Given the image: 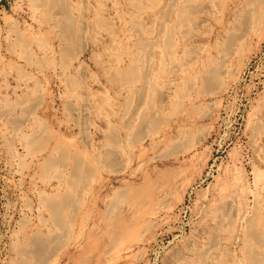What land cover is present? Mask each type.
I'll return each instance as SVG.
<instances>
[{"label":"rangeland","instance_id":"1","mask_svg":"<svg viewBox=\"0 0 264 264\" xmlns=\"http://www.w3.org/2000/svg\"><path fill=\"white\" fill-rule=\"evenodd\" d=\"M183 1L185 2L186 0ZM195 1L192 0V4H196L195 10L198 11L194 12V14H196L193 16L192 21H186L183 24H180L175 20L176 17L174 14L167 16L170 17L169 20L166 19L167 17L163 16L164 12L168 10L171 2L170 0H136V2L135 0H130V2L129 0H64L65 3L68 2L67 5L70 10V15L76 17H73V20L78 26V32H80V35H78L79 38H74L76 40H67L65 39L64 33H62L61 29L56 25V18L54 20L56 10L52 9V11H50L51 9L47 6H43L42 8L36 7V10L34 6V8L32 6L30 7L32 1L29 2L28 0H0V264H18L23 256L19 250L23 251L24 246H26L31 240L30 237H34L38 235V233L39 236H46V239L58 238V246H60L57 248L55 247L51 252V256V253L47 255V260L49 259L47 261L48 263L44 262L42 264H75V258L80 255H83L82 260L88 259L86 264H109L113 259H115L116 262L113 260L111 264H126L125 261L128 262L129 260L130 262H128V264H184V262L185 264H189L190 262H192L190 264H245L246 259L245 261H243V259L246 258L247 248H251V250L253 249L254 252L257 253V256L259 255L258 257L260 259L262 256L261 263L264 264V225L262 224L264 223V218L262 217L264 216V0H258L256 5L254 0ZM179 2H182V0H179ZM207 2H209V4ZM212 2L215 3L213 4ZM260 2L261 5L263 4L262 6H260ZM247 3H249L251 7H248ZM137 4L140 5L138 6ZM32 5L34 4L32 3ZM134 7H138L137 10ZM152 7H154V9ZM198 7H204L205 9H199ZM257 7L260 8L258 9ZM31 8L35 10H32ZM40 9L42 11H40ZM48 10L50 11V14L48 13ZM37 11H39V13H37ZM43 14L46 16V21L44 16V21H41ZM31 15L33 16L31 17ZM99 16L100 19L98 20L97 17L99 18ZM158 16H161V18ZM79 18L83 20L80 21ZM162 18H164L163 22L161 20ZM12 19L15 22H13ZM33 19L36 20L34 21ZM137 19L139 22H137ZM165 19L169 21V23ZM32 20L35 23L32 22ZM244 20H246V22ZM247 20L250 22L248 23ZM253 20L255 22H253ZM134 21L136 23L145 22V24L143 23L144 26L141 25L142 23L139 24V28L138 24ZM165 21L167 23L166 25L163 24ZM84 22H86L88 26L84 24ZM16 23L19 24L16 25ZM195 23L197 26H195ZM235 23L238 24L236 25ZM11 24L16 28L12 26V29ZM83 24L86 25L87 31H85L86 28L83 27ZM184 24L186 26H183ZM79 25H83V28H79ZM238 25L241 26L239 27ZM243 25L246 26V29ZM111 26L112 28H109ZM160 26L164 28L162 29ZM236 26L239 28H236ZM8 27L10 30L12 29L13 32L7 29ZM30 27L31 29H29ZM143 27L145 32H142L144 31ZM166 27L169 32L166 30ZM169 28H171V30L175 29L174 31L172 30L171 33ZM130 29L133 32L129 31ZM236 29H239L241 32L245 29L244 31L246 32L244 33L247 34L245 35L243 33L244 37H242V35L239 36L240 31L238 32ZM7 30L11 33H7ZM14 30L17 31V33L14 32ZM31 30H33V32ZM185 30L190 32L187 33ZM22 32L24 33L23 35H21ZM140 32L144 33L145 36L141 35L142 33ZM230 32L238 33L236 39L237 37L239 38L238 41L236 40V43L232 44L235 47L230 46L231 49H227L230 51L225 49L227 52L223 54L225 51L224 48H226L224 45L227 42L228 36L230 34H233V36L236 35ZM6 34L8 35L6 36ZM16 34H20L18 35L19 39L17 37V39L15 38ZM46 34L47 36L43 37V35L45 36ZM24 35L25 37L29 36V40L28 38L25 39L28 42L30 41L29 44L24 42ZM30 36H36V38H32L31 40ZM39 36L43 37L44 40ZM80 36L84 39H81ZM40 38L42 39L41 42L44 41V44L37 43L36 39L40 42ZM163 38L166 39V41H163ZM187 38L189 39L187 40ZM45 40H48L46 42L49 44H47L48 47L45 46ZM243 40L244 42H242ZM16 41L18 43H16ZM169 41H172L173 43H170ZM20 43H23V46H21L23 47L22 51L26 53L25 49H29L27 52L31 53L32 51H35V55L33 54V56L30 54L32 55L31 57L28 53L21 54L22 51L19 47ZM15 44H17V46ZM27 44L30 45L31 49L30 47L28 48ZM37 44L39 47H36ZM71 44L73 45L72 48ZM151 44L153 46H151ZM81 45H83V47ZM24 46L27 47L24 48ZM172 46H175L176 48H173ZM9 48L14 51H11ZM146 48L149 52L145 50ZM6 49H9L8 51L10 53L12 52V54L10 55ZM69 49L71 51L66 52V50ZM170 49H172V52ZM238 49L239 52H237ZM63 50L65 51L62 52ZM161 50H163V52ZM190 50L195 53H191ZM44 51L46 53L49 52L46 55L44 54ZM120 51L121 53L119 55L118 53ZM15 52L20 54L17 55L16 53L15 57ZM136 52L140 54L139 59H137V63L140 65V73L139 78L133 80L134 82L132 81L133 86L131 83H129L131 84L129 85L123 81L119 74L131 64L133 54L135 56L137 55ZM167 52L171 54H168ZM51 53L54 54L51 55ZM64 53L69 54L66 55ZM231 53H233L232 56H230ZM117 54L118 57H121L118 58ZM25 55L27 56L25 57ZM28 55L31 59H28ZM20 56L21 58L25 57L27 59L23 60L22 58V61H20ZM43 56L44 58L49 57V60H46L45 58V61H48L47 63H44ZM68 56L69 58H74H71L69 61ZM98 56L101 57L99 58ZM171 57H174L175 60ZM221 57L222 59L224 58V60H222ZM35 58L38 59L36 62H40L37 65L41 64V69L39 66H36ZM225 58H229V60L227 59L226 61ZM161 60L162 63L160 62ZM30 61L33 62H31L32 65H30ZM147 61H149V63ZM119 62L121 63L119 64ZM153 62L156 65L153 64ZM171 62H173L172 65H170ZM175 62L177 65L174 64ZM222 62L226 64L221 65ZM65 63L66 66L64 65ZM147 63L148 65L151 64V66L149 65L148 67ZM179 63H181V65H179ZM185 66L187 68H185ZM143 67H145V69ZM151 67L152 69L149 70ZM211 67L212 69L216 67L218 70V76H220L217 77L214 83L215 85H208L207 82H204V79H202L204 78L203 76H206L205 68L210 69ZM159 68L162 69L160 70ZM169 68L172 71H170ZM163 71L165 72L163 73ZM220 71L221 73H219ZM160 72L162 73L160 74ZM148 76L150 77L147 78ZM158 76L159 79L157 78ZM191 76L192 78H190ZM141 77L142 79H140ZM70 79H77L73 82L76 83V81H78L79 83L77 82L75 85ZM161 79H163V81ZM219 81L220 84H218ZM168 83L170 84L168 85L169 87L166 85ZM176 83L178 86H176ZM149 84H151V86H149ZM190 84L192 86L190 88L193 90L187 88ZM163 85H166L167 88L163 87ZM82 86H85L86 88ZM144 86L145 88L143 89ZM148 88H154L156 93L152 91L154 89L148 91ZM157 89L158 91L161 90L162 93L160 92V94H157ZM140 91L143 92L141 93ZM186 91L188 92L187 94L185 93ZM32 92L36 94L32 95ZM89 92L90 94H88ZM182 92L187 96L183 95ZM74 93H76V95ZM139 93L141 95H139ZM149 93L150 95L153 94L152 97L150 96L151 102H148L150 101L147 96ZM130 96L133 99H131ZM155 96L156 98H154ZM142 97L143 100L141 99ZM35 98H37L38 102L37 100L33 101ZM177 98L180 99V102H178L179 99ZM39 99L41 102H39ZM29 108L30 110L28 111ZM67 108L69 109V112ZM139 111H143L144 115L143 113H139ZM131 116H133V120L130 119ZM151 116L157 119H154V121L157 123L158 127L156 124L154 125V123H152L151 125L153 128L150 125L149 127H143L144 129L141 130V133L144 130H146V132H143L140 137H134L137 132V127L139 128V126H141L140 120H143L144 118L150 119L152 118ZM87 117L88 121H86ZM138 118L140 119L139 121ZM77 120L78 122L76 123ZM128 120L129 123L127 122ZM159 121L162 123L160 124ZM43 123L45 124L43 125ZM137 123L139 125H137ZM85 126H88V128H85ZM126 126H129V128ZM37 129L39 130V133H37ZM82 129H84V131H82ZM45 131L46 133H44ZM132 132L135 134L132 135ZM155 133L157 135H155ZM31 134L38 136L40 141L38 140L39 142L37 141V143L46 140L45 138L48 137L50 141L47 139L48 141L46 140V142L49 144V148H47L46 145L44 147L45 149L42 148L41 151L37 150V152L35 151V154L34 149H32L33 147L26 143V139L30 138L32 136ZM110 136L111 139H109ZM58 137L65 138H63V145L64 147H67H65V149L67 150L68 156L87 153V156L90 159L88 158L89 160H86L84 158L85 162H88V166L90 164L94 167L92 168V173L94 174L93 176H91V174L89 179H87L88 183L85 182L72 191L74 197V208L72 211L74 212H72V222L68 224V226L70 225V228L68 227L65 233L55 225L51 218L50 211L45 206L43 199L44 197H52V194L55 195L70 191L67 184L68 182L65 181H67L71 174L70 171H72V164L71 162H65L63 163L65 165L60 164L56 167H50V169H48L49 171L47 170L46 172H41L43 170L41 169L42 165H40L43 164V161L49 156L52 158H56L54 156L60 158V154L55 151V141ZM89 137H92L90 139L93 141L90 140ZM142 138L145 139L143 140ZM177 138H179V140ZM112 139H115L117 142L111 143L114 141ZM141 139L144 142L141 141ZM193 139L195 141H193ZM127 140L129 142H127ZM115 144L117 146H115ZM121 148H124V151ZM52 149H54L53 152ZM142 151H146V154ZM31 152L35 155L33 153L32 155ZM51 152L55 155L52 156ZM109 152H114L115 155L118 154V157L112 153L110 160V158L105 157L106 154L108 156ZM139 154L145 156L139 157ZM138 157L140 159H137ZM150 157L151 160L148 163V158ZM154 159L155 162H153ZM113 161L116 163H113ZM97 167L99 168L96 169ZM163 172L165 173L163 174ZM167 174H169V176H167ZM178 174H181L180 177ZM175 180L177 181L175 182ZM124 182L125 184H123ZM150 183H152V185ZM173 183L177 184V188ZM220 183L221 185L218 186ZM154 184H159V186L157 187ZM145 185L146 187H144ZM150 185L151 188H154V190L152 188L151 191L153 196L151 200H149L146 195L143 196V199L139 200V202L130 201V198H128L129 200L125 198L129 195L127 193L130 192L131 188L132 194L130 192L129 197L131 195L135 197L138 191L134 192L135 190L133 191V189L136 187L141 189L142 187V189L148 191ZM82 186L83 189L81 188ZM171 186L172 188H169ZM213 186L218 188L215 189ZM162 187L163 189H161ZM79 188L81 190H79ZM126 188L127 192H125ZM122 189L123 191L125 189V191L123 192ZM212 189H215L216 193ZM119 190H121L119 194L125 193V197H122L123 195H117ZM232 193L235 196L231 195ZM78 196L80 199H78ZM220 196H223L225 200H222L223 198L221 199ZM229 196L231 199H228ZM232 196L235 198L233 199ZM236 197L238 199H236ZM210 199H212L213 202L216 199L215 203ZM125 200L126 202H124ZM221 200L224 204L227 200L228 202L226 203L228 204L224 205L222 203L220 205ZM232 200H235L238 206ZM129 201L132 203L130 204ZM218 201L219 203L215 205ZM113 202L119 204L116 205V207H113V205H115ZM139 203L142 204L140 205ZM211 203L213 206H211ZM226 206H230V209ZM235 206H237V211L234 208ZM210 207L212 209L218 208L221 212L212 209L210 210ZM105 208H108L109 211ZM136 208L143 211L145 216L144 219L148 216L145 221L143 219V223H147L148 225L151 224V227H148L145 224L147 226L145 228L143 223H136V226L134 225L136 228L138 227V230L143 228L138 232L139 235L135 232V234L139 236L138 242H136L137 239H131L133 236L129 237L130 235L128 236L130 240L127 238L129 242L124 237V239L121 240L119 237L122 236L119 235V233H115L114 238L117 237V239H120L121 241L117 240L116 242H113L112 239L109 240L110 234L114 233L116 227L114 228L113 226V229L111 227L108 229L107 225H104L105 220L101 217L104 212L110 213L111 218L115 217L117 220H113L116 223L121 221V219L123 220L125 217H130ZM226 208L228 209L227 212L225 211ZM229 210L232 212L235 210L234 212H237L238 215L234 212L231 213ZM258 210L262 211V213L260 211L261 215L258 214ZM83 211L84 213L90 212L86 215ZM112 211L114 212L112 213ZM92 212H95V216ZM115 212L117 215L114 214ZM225 213H228V216L225 215ZM99 214L102 215L100 216ZM213 214L214 216H210ZM217 214L219 215L218 219ZM232 214L235 216L237 215V218ZM251 214L253 216L254 214L256 215L253 217ZM76 216H80L78 221ZM86 216L88 218H86ZM232 216L235 220L230 219ZM256 216H259V218ZM252 217L255 218V220H253ZM250 219L251 221H249ZM150 220L152 222H150ZM80 221L86 222L82 223ZM253 221L258 223L257 228L256 226L251 225H254ZM224 222L225 225L228 224L229 228L224 225ZM71 224H74L73 226L77 225V227H71ZM99 224L102 228L99 227ZM248 224H250V226ZM95 226L96 228H93ZM251 226L256 228V230L254 228L255 231H259V233L263 232V235L260 233L262 236L261 238H258L260 235L256 234ZM250 227L253 231H250L251 229L248 231V228ZM230 228L232 230L235 228L234 232L230 230ZM262 228L263 230L261 231L260 229ZM94 229L99 230L100 232ZM220 229L222 231H220ZM102 232H104V234ZM246 232H252V234L256 235V240H258L257 245L255 243L257 241L252 238L253 235ZM35 233L37 234L35 235ZM87 233H92L90 236L95 239L96 247H93L92 249L90 248V251L88 250L86 253H82L87 241L85 237H89ZM69 234L71 235L69 236ZM245 235L250 239L247 237V240ZM60 236H63L64 239ZM212 236L218 237L213 240L214 237ZM76 237H78L77 239L79 241L75 240ZM211 238L213 245L211 244L212 241H210ZM132 240H134L136 244ZM250 240L254 243H251ZM62 241H64L65 245ZM77 242H79V244ZM120 242L123 243L121 244ZM116 243L119 244L116 246ZM130 243H134L132 247ZM247 243L252 245L248 247ZM120 244H124L125 247L122 246V249L119 248V250L117 248L119 246L121 247ZM246 244L247 247H244ZM127 246L131 251L126 248ZM106 247L110 250V253L105 251L107 250L105 249ZM114 247L118 252L125 249L122 254L119 253L120 255H118V252L116 251L118 258L120 259L121 256L122 260L119 261V259L116 258V253L113 252V250L115 251ZM77 248L78 251H76ZM210 249L211 251H209ZM131 254L132 258L134 256V258L137 259L135 260L133 258L134 260H132L130 257L126 260V256L129 257ZM222 254L224 256H222Z\"/></svg>","mask_w":264,"mask_h":264},{"label":"bare ground","instance_id":"2","mask_svg":"<svg viewBox=\"0 0 264 264\" xmlns=\"http://www.w3.org/2000/svg\"><path fill=\"white\" fill-rule=\"evenodd\" d=\"M29 2L30 1H32L31 2V4H30V7L32 6H34L35 7V9H36V7L37 8H42L43 6H47V7H49L51 10L50 11H52V9H54V10H56V12H55V16H54V20H55V18H56V25H57V27L58 28H60L61 29V32L62 33H64V36H65V39H74V38H76L77 39V37L79 38V36L78 35H80L79 33L80 32H78V26H77V24H76V22L73 20V17L70 15V10H69V7H68V5H67V3L68 2H64V0H28ZM66 1V0H65ZM68 1V0H67ZM171 2H170V4H169V7L168 6H166V7H168V10L166 11V12H164V14H163V16L164 17H167V16H169L170 14H174L175 15V17H176V19L175 20H177L178 21V23H180V24H183L184 22H186V21H188V22H190V21H192V18H193V16H195V14H194V12H197L198 10H195V5L196 4H192L193 2H192V0H186L185 2L182 0V2H179V0H170ZM195 1V0H194ZM129 2H130V0H129ZM135 2H136V0H135ZM158 2V1H157ZM161 2V1H160ZM196 2V1H195ZM252 2V1H251ZM254 2H256L255 3V5L258 3V0H254ZM32 3L34 4V5H32ZM97 3V2H96ZM134 3V2H133ZM137 3H138V1H137ZM159 3V2H158ZM208 4H209V2H207ZM213 3V2H212ZM215 3V2H214ZM213 3V4H214ZM249 3H250V1H249ZM249 3H247V5H248V7L250 6L249 5ZM253 3V2H252ZM100 4V3H99ZM103 4V3H102ZM123 4H124V2H123ZM132 4V3H131ZM263 4H264V2H263ZM262 4V5H263ZM127 5V4H126ZM133 5V4H132ZM138 5V4H137ZM140 5V4H139ZM138 5V6H139ZM150 5H151V2H150ZM254 5V4H253ZM261 5V2H260V6H262ZM99 6V5H98ZM136 6V5H135ZM143 6V5H142ZM155 6H157V5H155ZM154 6V7H155ZM219 6V5H218ZM28 7V6H27ZM29 7V8H30ZM33 7V8H34ZM117 7V6H116ZM154 7H152L153 9H154ZM214 7H216V6H214ZM251 7V6H250ZM255 7V6H254ZM132 8V7H131ZM134 8H136V10H137V8L138 7H134ZM143 8V7H142ZM146 8V7H145ZM199 8V7H198ZM204 8V7H203ZM203 8H199V9H203ZM209 8V7H208ZM258 8V7H257ZM260 8V7H259ZM258 8V9H259ZM32 9V8H31ZM35 9H32V10H35ZM45 9V8H44ZM44 9H43V11H44ZM72 9V8H71ZM74 9V8H73ZM101 9H103V8H101ZM119 9V8H118ZM148 9V8H147ZM205 9V8H204ZM216 9V8H215ZM253 9H255V8H253ZM252 9V11L254 12V10ZM257 9V10H258ZM37 10V9H36ZM74 10H76V9H74ZM80 10V9H79ZM85 10V9H84ZM206 10H207V8H206ZM243 10V9H242ZM40 11H42L41 9H40ZM49 11V10H48ZM50 11L48 12L49 14H50ZM82 11V10H81ZM140 11V10H139ZM138 11V12H139ZM154 11V10H153ZM203 11V10H202ZM32 12H34V11H32ZM45 12V11H44ZM43 12V13H44ZM76 12V11H75ZM77 12H78V10H77ZM84 12V11H83ZM137 12V13H138ZM157 12V11H156ZM199 12H201V11H199ZM251 12V11H250ZM249 12V13H250ZM252 12V13H253ZM37 13H39V11H37ZM42 13V12H41ZM47 13V12H46ZM73 13V12H72ZM85 13V12H84ZM83 13V14H84ZM136 13V14H137ZM140 13V12H139ZM202 13V12H201ZM206 13H208V12H206ZM210 13V12H209ZM51 14H52V12H51ZM152 14V13H151ZM199 14V13H198ZM251 14V13H250ZM153 15V14H152ZM245 15V14H244ZM33 15H31V17H32ZM43 16H44V19H45V21H46V16H45V14H43L42 15V20L41 21H44V19H43ZM82 16V15H81ZM97 16H98V14H97ZM256 16V15H255ZM254 16V17H255ZM29 17V16H28ZM28 17H26V18H28ZM37 17V16H36ZM41 17V16H40ZM39 17V18H40ZM52 17V16H51ZM78 17H80V16H78ZM156 17V16H155ZM158 17H160L161 18V16H158ZM240 17V16H239ZM242 17V16H241ZM39 18H38V20H39ZM50 18V17H49ZM74 18H76V17H74ZM82 18V17H81ZM169 18L170 17H167L166 19L167 20H169ZM238 18V17H237ZM260 18V17H259ZM262 18V17H261ZM51 19V18H50ZM80 19V18H79ZM97 19L99 20L100 19V16H99V18L97 17ZM159 19V18H158ZM165 19V20H166ZM239 19V18H238ZM13 20V19H12ZM16 20V19H15ZM18 20V19H17ZM34 20V19H33ZM32 20V22H34ZM48 20V19H47ZM83 19H80V21H82ZM87 20V19H86ZM160 20V19H159ZM162 20V22H163V20H164V18H162L161 19ZM166 20V21H167ZM256 20V19H255ZM11 21V20H10ZM49 21V20H48ZM79 21V20H78ZM77 21V22H78ZM88 21V20H87ZM136 21V20H135ZM134 21V22H135ZM166 21H165V23H163V24H167L166 23ZM203 21V20H202ZM234 21H237V20H234ZM245 22H246V20H244ZM13 22H15L14 20H13ZM19 22V21H18ZM89 22V21H88ZM100 22V21H99ZM137 22H139V20L137 19ZM158 22V21H157ZM168 23H169V21H167ZM193 22H194V20H193ZM198 22V21H197ZM247 22H248V20H247ZM250 22V21H249ZM248 22V23H249ZM253 22H255L254 20H253ZM258 22V21H257ZM35 23V22H34ZM50 23H52V22H50ZM82 23V22H81ZM136 23V22H135ZM142 23V24H141ZM145 24V22H140V23H136V24H138V26H139V24H141V25H143L144 26V24ZM174 23V22H173ZM177 23V24H178ZM15 24V23H14ZM19 24V23H18ZM17 23H16V25H18ZM22 24V23H21ZM38 24V23H37ZM80 24V23H79ZM84 24H86V22H84ZM83 24V25H84ZM100 24H101V22H100ZM135 24V25H136ZM154 24H155V22H154ZM175 24V23H174ZM191 24V23H190ZM196 24V23H195ZM202 24V23H201ZM236 24V23H235ZM238 24V23H237ZM236 24V25H237ZM243 24H244V22H243ZM247 24V23H246ZM252 24V23H251ZM257 24V23H256ZM23 25V24H22ZM33 25V24H32ZM42 25V24H41ZM83 25H79L80 27L79 28H81ZM87 25V24H86ZM86 25H84L83 27H85L86 28ZM127 25H128V23H127ZM134 25V26H135ZM161 25H162V23H161ZM172 25V24H171ZM171 25H170V27H171ZM232 25V24H231ZM10 26V25H9ZM12 26L13 27H15L13 24H11V28H12ZM88 26V25H87ZM155 26V25H154ZM153 26V27H154ZM173 26V25H172ZM183 26H186L185 24L183 25ZM195 26H197V24L195 25ZM239 27L241 26V25H238ZM238 26H236V28L238 27ZM244 26V25H243ZM49 27V26H48ZM82 27V28H83ZM97 27V26H96ZM114 27H116V26H114ZM136 27V26H135ZM162 29L164 28V27H162V26H160ZM238 27V28H239ZM16 28V27H15ZM14 28V29H15ZM19 28V27H18ZM22 28V27H21ZM24 28V27H23ZM43 28V27H42ZM81 28V29H82ZM90 28V27H89ZM88 28V29H89ZM99 28V27H98ZM101 28V27H100ZM109 28H112V26L111 27H109ZM137 28V27H136ZM139 28H140V26H139ZM147 28V27H146ZM149 28V27H148ZM181 28V27H180ZM183 28V27H182ZM187 28H189V27H187ZM191 28V27H190ZM244 28L246 29V26H244ZM7 29H9V27L7 28ZM13 29V28H12ZM12 29L10 30L11 32H13L12 31ZM29 29H31V27L29 28ZM28 29V30H29ZM34 29V28H33ZM53 29V28H52ZM51 29V30H52ZM80 29V30H81ZM102 29V28H101ZM131 29H133V28H131ZM131 29L129 30V31H131ZM135 29V28H134ZM170 30H171V28H169ZM175 29V28H174ZM174 29H172L173 31H174ZM234 29V28H233ZM241 29V28H240ZM244 29V30H245ZM56 30V29H55ZM99 30V29H98ZM143 30H144V27H143ZM149 30V29H148ZM158 30H159V28H158ZM166 30L168 31V29H167V27H166ZM172 30L170 31L171 33H172ZM237 30V29H236ZM243 30V29H242ZM243 30V32H241L239 29L237 30L238 32L240 31V33H239V36H241L242 35V37H244V35H243V33L244 32H246V31H244ZM247 30H248V28H247ZM5 31V30H4ZM8 31V30H7ZM6 31V32H7ZM32 32H33V30H31ZM42 31V30H41ZM85 31H87V28H86V30ZM113 31V30H112ZM138 31H139V29H138ZM140 31H141V29H140ZM146 31H147V29H146ZM155 31V30H154ZM163 31V30H162ZM183 31V30H182ZM187 33L188 32H190V31H187V30H185ZM11 32H7V33H11ZM14 32H16L17 33V31H15L14 30ZM24 32V31H23ZM22 32V34L21 35H23L24 33H26L27 32V28H26V32H24L23 33ZM36 32V31H35ZM57 32H58V30H57ZM105 32V31H104ZM107 32H108V30H107ZM131 32H133V31H131ZM130 32V33H131ZM142 32H145V30L144 31H142ZM142 32H140V33H142ZM149 32H151V31H149ZM164 32V31H163ZM169 32V31H168ZM178 32H179V29H178ZM184 32V31H183ZM20 33V32H19ZM28 33H30V32H28ZM37 33V32H36ZM42 33V32H41ZM49 33V32H48ZM47 33V34H48ZM87 33V32H86ZM126 33V32H125ZM137 33V32H136ZM157 33V32H156ZM160 33V32H159ZM167 33V32H166ZM180 33H181V30H180ZM230 33H234V35L236 34L235 32H230ZM40 34V33H39ZM47 34L44 36L43 35V37H46L47 36ZM61 34V33H60ZM96 34V33H95ZM149 34H151V33H149ZM184 34H185V32H184ZM238 34V33H237ZM237 34L235 35V36H233V34L231 35H229L228 36V39H227V42H226V44L224 45V46H226V48H224V50L226 49H228V48H230V46H232V47H235V46H233L232 44L233 43H236V40L238 41V38L239 37H237V39H236V36H237ZM245 35L247 34V33H244ZM8 34H6V36H7ZM18 35H20V34H18ZM18 35L16 34L15 35V38L17 37L18 39H19V37H18ZM31 35H32V33H31ZM34 35V34H33ZM62 35V34H61ZM60 35V36H61ZM109 35V34H108ZM112 35H113V33H112ZM141 35H144V33H142ZM174 35H175V33H174ZM181 35V34H180ZM183 35V34H182ZM82 36V35H81ZM81 36H80V38H81ZM84 36V35H83ZM131 36V35H130ZM145 36V35H144ZM144 36H142V37H144ZM147 36V35H146ZM159 36V35H158ZM157 36V37H158ZM186 36H187V34H186ZM12 37V36H11ZM24 37H25V35H24ZM23 37V38H24ZM39 37H41V36H39ZM43 37H41V38H43ZM49 37V36H48ZM57 37V36H56ZM160 37V36H159ZM165 37V36H164ZM8 38V37H7ZM7 38H6V40H7ZM16 38V39H17ZM20 38H22V37H20ZM26 38H28V40H29V36L28 37H25L24 38V40L26 39ZM30 38H31V40H32V38H36V36H34V37H31L30 36ZM40 38V39H41ZM63 38V37H62ZM137 38V37H136ZM147 38V37H146ZM167 38V37H166ZM170 38V37H169ZM12 39V38H11ZM15 39V40H16ZM37 39H38V37H37ZM36 39V41H37V43H40V44H44V41L43 42H41L42 41V39L40 40V42H39V40H37ZM47 39V38H46ZM49 39V38H48ZM76 39H74V40H76ZM81 39H84L83 37L81 38ZM81 39H79V40H81ZM127 39V38H126ZM130 39V38H129ZM184 39H185V37H184ZM189 38H187V40H188ZM4 40V39H3ZM9 40H10V38H9ZM15 40H13V41H15ZM23 40V41H24ZM43 40H44V38H43ZM61 40V39H60ZM64 40V39H63ZM142 40V39H141ZM147 40V39H146ZM166 41V39H164L163 38V41ZM176 40H177V38H176ZM8 41V40H7ZM35 41V42H36ZM48 40H45V46H47L48 47V43H46ZM78 41V40H77ZM85 41V40H84ZM83 41V42H84ZM97 41V40H96ZM126 41V40H125ZM144 41V40H143ZM156 41H158V40H156ZM186 41V40H185ZM19 42H21V41H19ZM24 42H26V43H30V41L28 42V41H24ZM32 42V41H31ZM170 42V41H169ZM169 42H168V44H169ZM172 42V41H171ZM170 42V43H171ZM174 42H175V40H174ZM242 42H244V40L242 41ZM12 43V42H11ZM15 43V42H14ZM16 43H18L17 41H16ZM26 43H24V44H26ZM78 43V42H77ZM76 43V44H77ZM80 43V42H79ZM115 43V42H114ZM137 43V42H136ZM136 43H134V44H136ZM151 43H152V41H151ZM173 43V42H172ZM184 43V42H183ZM27 44V45H28ZM48 44V45H47ZM145 44V43H144ZM164 44V43H163ZM241 44V43H240ZM1 45H2V43H1ZM5 45H6V42H5ZM10 45V44H9ZM16 46H17V44H15ZM67 45H69V44H67ZM75 45V44H74ZM143 45V44H142ZM160 45V44H159ZM172 45V44H171ZM235 45V44H234ZM13 46V45H12ZM21 46H23V43L21 44H19V47L21 48L20 50L22 51L23 49V47H21ZM35 46V45H34ZM39 47V45L37 44L36 45V47ZM72 44H71V48H72ZM82 47H83V45H81ZM108 46V45H107ZM151 46H153L152 44H151ZM161 46V45H160ZM165 46V45H164ZM219 46V45H218ZM27 46H24V48H26ZM30 47V45H28V48ZM41 47H42V45H41ZM66 47V46H65ZM69 47V46H68ZM67 47V48H68ZM137 47V46H136ZM173 48L175 47V46H172ZM241 47V46H240ZM6 48V47H5ZM10 48H12V47H10ZM9 48V49H10ZM17 48V47H16ZM33 48V47H32ZM70 48V47H69ZM70 48V49H71ZM85 48V47H84ZM128 48V47H127ZM138 48V47H137ZM154 48H155V46H154ZM176 48V47H175ZM9 49H6V51H8ZM14 49H15V47H14ZM17 49H19V48H17ZM30 49H31V47H30ZM39 49H41V48H39ZM44 49V48H43ZM62 49H64V48H62ZM66 50V52L67 51H71V50ZM85 49H87V48H85ZM153 49V48H152ZM168 49V48H167ZM166 49V50H167ZM231 49V48H230ZM11 50V49H10ZM13 50V49H12ZM11 50V51H12ZM27 50H29V49H27ZM27 50L25 49V51H26V53L24 52V51H22L21 52V54L22 53H25V54H27L28 52H27ZM37 50V49H36ZM45 50H47V49H45ZM49 50V49H48ZM128 50V49H127ZM145 50H147V52H149V50L146 48ZM145 50H144V52H145ZM156 50V49H155ZM165 50V51H166ZM171 50V52H172V49H170ZM197 50V49H196ZM195 50V51H196ZM223 50V51H224ZM224 51V53L223 54H225L227 51H230V50H227V51ZM14 51V50H13ZM16 51V50H15ZM19 51V50H18ZM30 51H32V50H30ZM29 51V52H30ZM41 51V50H40ZM65 50H63L62 52H64ZM131 51V50H130ZM151 51V50H150ZM162 52H163V50H161ZM187 51V50H186ZM185 51V52H186ZM193 51V50H192ZM235 51V50H234ZM9 52V51H8ZM7 52V53H8ZM33 52V51H32ZM28 53L29 55L30 54H34L35 55V51L33 52V53ZM49 52V51H48ZM47 52V53H48ZM50 52H52V51H50ZM83 52V51H82ZM114 52V51H113ZM116 52V51H115ZM152 52H154V51H152ZM156 52V51H155ZM190 52H191V50H190ZM237 52H239V49H238V51ZM16 53L17 52H15V57H16ZM47 53L44 51V54H46L47 55ZM71 53V52H70ZM78 53V52H77ZM120 53H121V51L118 53L119 55H120ZM137 53V52H136ZM168 54H171V53H169V52H167ZM167 53H166V55H167ZM191 53H193V52H191ZM190 53V54H191ZM195 53V52H194ZM193 53V54H194ZM202 53V52H201ZM228 53H230V52H228ZM227 53V54H228ZM9 54L11 55L12 54V52L10 53L9 52ZM14 54V53H13ZM20 54V53H19ZM18 53H17V55H19ZM37 54V53H36ZM43 54V55H44ZM54 54V53H53ZM52 53H51V55H53ZM64 54H66V55H68L69 53H64ZM63 54V55H64ZM83 54V53H82ZM118 54H117V57H118ZM159 54V53H158ZM164 54V53H163ZM162 54V55H163ZM175 54V53H174ZM188 54V53H187ZM222 54V55H223ZM28 55V56H29ZM32 55H30L31 57H32ZM33 55V56H34ZM71 55V54H70ZM145 55H146V53H145ZM162 55H160V56H162ZM165 55V54H164ZM173 55V54H172ZM171 55V56H172ZM176 55V54H175ZM184 55V54H183ZM192 55V54H191ZM233 55V53H231V55L230 56H232ZM235 55V54H234ZM27 55H25V57H26ZM30 56L28 57V59H31L30 58ZM39 56V55H38ZM56 56V55H55ZM111 56H113V55H111ZM131 56V55H130ZM153 56V55H152ZM185 56V55H184ZM213 56V55H212ZM220 56V55H219ZM226 56H229V55H226ZM23 58V60L25 59H27V58ZM57 57V56H56ZM67 57V56H66ZM65 57V58H66ZM99 57V56H98ZM101 57V56H100ZM99 57V58H100ZM113 57H116V56H113ZM119 57H121V56H119ZM118 57V58H119ZM132 57V56H131ZM139 57H140V54H138L137 53V55L135 56L134 54H133V59H132V62H131V64L126 68V69H124L119 75H121L120 76V78L123 80V81H125L126 83H131L132 84V81L133 80H136L137 78H139V73H140V71H139V67H140V65H138V63H137V59H139ZM143 57H145V56H143ZM187 57H188V55H187ZM199 57V56H198ZM223 57V56H222ZM222 57H221V59H222ZM225 57V56H224ZM22 58H21V56H20V61H22ZM37 58V57H36ZM35 58V59H36ZM43 58H44V56H43ZM46 58V57H45ZM45 58H44V63L46 62H48V61H45ZM49 58V57H48ZM48 58H46V60L48 59ZM68 58H69V56H68ZM68 58H67V60H68ZM71 58H74V57H71ZM71 58H69V61H70V59ZM98 58V59H99ZM147 58H148V56H147ZM150 58V57H149ZM169 58V57H168ZM171 58H174V57H171ZM186 58V57H185ZM184 58V59H185ZM38 59H39V57H38ZM38 59H36L35 60V64H36V66H39L40 67V65L41 64H39V65H37L38 63H40V62H36ZM41 59H42V57H41ZM62 59V58H61ZM144 59V58H143ZM163 59H165V58H163ZM221 59H220V62H221ZM228 60H229V58H227ZM227 59L225 58V60L227 61ZM19 60V59H18ZM40 60V59H39ZM49 60V59H48ZM147 60V59H146ZM174 60H175V58H174ZM222 60H224V58L222 59ZM29 61V60H28ZM51 61V60H50ZM76 61V60H75ZM155 61V60H154ZM27 62V61H26ZM31 62L32 61H30V65H32L31 64ZM53 62V61H52ZM148 63H149V61H147ZM161 63H162V60L160 61ZM166 62V61H165ZM177 62V61H176ZM174 63V64H176L177 65V63ZM202 62V61H201ZM215 62V61H214ZM216 62H217V60H216ZM225 62V61H224ZM224 62H222L221 63V65L222 64H224ZM33 63V62H32ZM43 63V62H42ZM43 63V64H44ZM121 62H119V64H120ZM130 63V62H129ZM148 63H147V66L149 67V65L151 66V64H149L148 65ZM172 63L173 62H171V64L170 65H172ZM208 63V62H207ZM29 64V63H28ZM52 64V63H51ZM69 64V63H68ZM146 64V63H145ZM153 64H155L154 62H153ZM152 64V65H153ZM184 64V63H183ZM193 64H194V62H193ZM212 64H213V60H212ZM226 64V63H225ZM224 64V65H225ZM29 65V66H30ZM45 65V64H44ZM65 66H66V63L64 64ZM63 65V66H64ZM106 65V64H105ZM156 65V64H155ZM169 65V66H170ZM179 65H181V63H179ZM35 66V67H36ZM163 66V65H162ZM165 66H166V64H165ZM206 66H207V64H206ZM213 66V65H212ZM38 67V68H39ZM42 67V66H41ZM41 67H40V69H41ZM147 67V68H148ZM157 67V66H156ZM181 67V66H180ZM208 67V66H207ZM66 68V67H65ZM144 69H145V67H143ZM167 68V67H166ZM178 68V67H177ZM183 68V67H182ZM185 68H187L186 66H185ZM112 69V68H111ZM152 69V67L149 69V70H151ZM160 70L162 69V68H159ZM158 69V70H159ZM170 69V68H169ZM224 69V68H223ZM113 70V69H112ZM165 70V69H164ZM174 70V69H173ZM176 70V69H175ZM106 71V70H105ZM170 71H172L171 69H170ZM169 71V72H170ZM222 71V70H221ZM221 71L219 72V73H221ZM107 72V71H106ZM106 72H105V74H106ZM113 72V71H112ZM115 72V71H114ZM150 72V71H149ZM148 72V73H149ZM165 71H163V73H164ZM183 72V71H182ZM225 72V71H224ZM144 73V72H143ZM148 73H146V74H148ZM162 72H160V74H161ZM190 73V72H189ZM205 73H206V76H203L204 78H202V79H204L203 81L204 82H207V84L208 85H215L214 83H215V81H216V79H217V77H220V76H218V70H217V68L215 67L214 69H212V67L209 69V68H205ZM114 74V73H113ZM112 74V75H113ZM116 74V73H115ZM159 74V73H158ZM110 75V74H109ZM145 75V74H144ZM168 75V74H167ZM203 75V74H202ZM220 75H222V74H220ZM114 76H116V75H114ZM145 76H147V75H145ZM33 77V76H32ZM70 77H71V75H70ZM150 76H148L147 78H149ZM181 77V76H180ZM202 77V76H201ZM222 77V76H221ZM80 78V77H79ZM147 78H146V80H147ZM158 79H159V76L157 77ZM156 78V79H157ZM190 78H192V76L190 77ZM196 78V77H195ZM120 79V80H121ZM140 79H142V77L140 78ZM153 79V78H152ZM157 79V80H158ZM70 80H72V79H70ZM75 80H77V79H74V80H72V82L73 81H75ZM78 80H80V79H78ZM154 80H155V78H154ZM162 81H163V79H161ZM196 80V79H195ZM153 81V80H152ZM182 81H184V80H182ZM77 82L78 81H76V83H74L75 85L77 84ZM134 82V81H133ZM191 82V81H190ZM79 83V82H78ZM135 83H139V82H135ZM195 83V82H194ZM202 83V82H201ZM82 84V83H81ZM124 84V83H123ZM131 84H129V85H131ZM155 84H156V81H155ZM163 84H165V83H163ZM177 84V83H176ZM218 84H220V81H219V83ZM85 85V84H84ZM133 85V84H132ZM153 85V84H152ZM167 86L168 85H170L169 83L168 84H166ZM166 85H163V87H165V88H167V86ZM204 85V84H203ZM206 85V84H205ZM208 85H206L207 87H209ZM217 85V84H216ZM39 86V85H38ZM125 86V85H124ZM134 86V85H133ZM143 86V85H142ZM149 86H151V84H149ZM174 86V85H173ZM176 86H178V84L176 85ZM218 86V85H217ZM216 86V87H217ZM77 87H79V86H77ZM82 87H85V86H82ZM169 87V86H168ZM183 87H184V85H183ZM185 87H186V85H185ZM190 87H192L191 86V84H190V86H188L187 88L189 89ZM215 87V86H214ZM219 87V86H218ZM86 88V87H85ZM145 88V86L143 87V89ZM186 88V89H187ZM212 88V87H211ZM221 88H223V87H221ZM128 89V88H127ZM142 89V88H141ZM142 89V90H143ZM151 89H154V88H148V91H151ZM161 89V88H160ZM191 89V88H190ZM189 89V90H190ZM204 89V88H203ZM218 89V88H217ZM40 90V89H39ZM129 90V89H128ZM162 90V89H161ZM161 90H159L158 91V89H157V91H158V93L157 94H160V92H161ZM191 90H193V89H191ZM88 91V90H87ZM133 91H135V90H133ZM132 91V92H133ZM146 91V90H145ZM144 91V92H145ZM147 91V92H148ZM152 91H154L155 92V89L154 90H152ZM35 92H36V90H35ZM77 92V91H76ZM86 92V91H85ZM130 92V91H129ZM141 92V91H140ZM143 92V91H142ZM141 92V93H142ZM179 92V91H178ZM156 93V92H155ZM162 93V92H161ZM183 93V92H182ZM182 93H180V94H182ZM186 94L188 93L187 91L185 92ZM185 93H183V95H186ZM34 93L32 92V95H33ZM36 94V93H35ZM34 94V95H35ZM75 95H76V93H74ZM88 94H90V92L88 93ZM148 94V93H147ZM156 94V95H157ZM74 95V96H75ZM104 95V94H103ZM128 95V94H127ZM139 95H141L140 93H139ZM153 95V94H152ZM152 95H150V93H149V95H147L148 97H149V100H150V98L152 97ZM190 95V94H189ZM109 96V95H108ZM143 96V95H142ZM146 96V97H147ZM151 96V97H150ZM168 96V95H167ZM187 96V95H186ZM87 97H89V96H87ZM134 97H135V95H134ZM140 97V96H139ZM159 97V96H158ZM157 97V98H158ZM185 97V96H184ZM28 98H29V96H28ZM86 98V97H85ZM130 98H131V96H130ZM154 98H156V96L154 97ZM161 98V97H160ZM166 98V97H165ZM186 98V97H185ZM43 99V98H42ZM111 99V98H110ZM131 99H133V98H131ZM142 100H143V97L141 98ZM174 99V98H173ZM177 99H179V98H177ZM35 100H37V98H35L33 101H35ZM128 100V99H127ZM164 100V99H163ZM169 100H171V99H169ZM85 101V100H84ZM157 101V100H156ZM159 101V100H158ZM173 101V100H172ZM37 102H38V100H37ZM39 102H41L40 101V99H39ZM131 102H132V100H131ZM148 102H151V100L150 101H148ZM178 102H180V99H179V101ZM87 103V102H86ZM128 103H129V101H128ZM127 103V104H128ZM133 103V102H132ZM131 103V104H132ZM153 103H154V100H153ZM70 104V103H69ZM130 104V103H129ZM139 104H141V103H139ZM156 104V103H155ZM91 105V104H90ZM109 106V105H108ZM130 106V105H129ZM179 106V105H178ZM177 106V107H178ZM73 107V106H72ZM86 107V106H85ZM88 107V106H87ZM131 107V106H130ZM138 107V106H137ZM140 107V106H139ZM148 107V106H147ZM153 107V106H152ZM151 107V108H152ZM70 108H71V106H70ZM90 108V107H89ZM89 108H88V110H89ZM101 108V107H100ZM150 108V109H151ZM154 108V107H153ZM179 108V107H178ZM27 109V108H26ZM68 109V108H67ZM86 109V108H85ZM102 109V108H101ZM104 109V108H103ZM143 109V108H142ZM144 109H145V107H144ZM149 109V110H150ZM30 110V108L28 109V111ZM83 110V109H82ZM125 110H126V108H125ZM146 110V109H145ZM84 111H86V110H84ZM84 111H83V113H84ZM162 111V110H161ZM68 112H69V109H68ZM90 112V111H89ZM99 112V111H98ZM104 112V111H103ZM115 112V111H114ZM125 112V111H124ZM129 112V111H128ZM145 112V111H144ZM100 113V112H99ZM139 113H143V111L142 112H140L139 111ZM173 113V112H172ZM171 113V114H172ZM32 114H34V113H32ZM149 114H151V113H149ZM148 114V115H149ZM156 114V113H155ZM133 115V114H132ZM143 115H144V113H143ZM143 115H142V118H143ZM84 116V115H83ZM158 116V115H157ZM124 117V116H123ZM122 117V118H123ZM132 117L133 116H131V120H133L132 119ZM135 117V116H134ZM137 117H139V116H137ZM152 117V116H151ZM156 117V116H155ZM107 118V117H106ZM110 118V117H109ZM140 118V117H139ZM138 118V121L140 120ZM158 118V117H157ZM167 118V117H166ZM199 118V117H198ZM87 120L86 121H88V117L86 118ZM91 119H92V117H91ZM154 119H156V118H148V119H143V120H140L141 122V126H139V128L137 127V125H139L138 123H137V125H136V127H137V132H136V134L135 133H133L132 132V135L133 134H135V136L134 137H140L141 135H142V133L143 132H146V130H144L142 133H141V130L142 129H144L143 127H146V126H148L149 127V125L150 126H152L151 124L152 123H154V125L156 124V126L158 127V125H157V123L154 121ZM165 119V118H164ZM13 120V119H12ZM90 120V119H89ZM93 120V119H92ZM121 120H123V119H121ZM130 120V121H131ZM157 120V119H156ZM163 120V119H162ZM91 121V120H90ZM78 122V120L76 121V123ZM128 123H129V120L127 121ZM165 122V121H164ZM91 123V122H90ZM159 123L161 124L162 122L161 121H159ZM45 123H43V125H44ZM78 124H80V123H78ZM83 124V123H82ZM87 124H88V122H87ZM86 124V125H87ZM112 124V123H111ZM110 124V125H111ZM16 125V124H15ZM91 125V124H90ZM109 125V126H110ZM131 125H132V123H131ZM130 125V126H131ZM161 126V125H160ZM127 127V126H126ZM50 128V127H49ZM83 128V127H82ZM85 128H88V126L86 127L85 126ZM112 128V127H111ZM124 128V127H123ZM127 128H129V126L127 127ZM152 128H153V126H152ZM154 128H156V127H154ZM161 128V127H160ZM31 129V128H30ZM43 129V128H42ZM114 129H116V128H114ZM182 129V128H181ZM157 130V129H156ZM36 131V130H35ZM35 131H33V132H35ZM39 130L37 129V133H39L38 132ZM79 131H80V129H79ZM82 131H84V129H82ZM106 131V130H105ZM131 131V130H130ZM158 131V130H157ZM81 132V131H80ZM88 132V131H87ZM86 132V133H87ZM150 132V131H149ZM36 133V132H35ZM41 133V132H40ZM44 133H46V131L44 132ZM83 133V132H82ZM152 133H153V131H152ZM157 133V132H156ZM155 133V135H157ZM191 133V132H190ZM206 133V132H205ZM49 134V133H48ZM84 134V133H83ZM87 134H89V133H87ZM87 134H85V135H87ZM127 134H129V133H127ZM154 134V133H153ZM32 136L30 137V138H27L26 140H27V142L26 143H28V145H30V146H32L33 148L32 149H34V153L36 154V152H37V150H42V148H44L46 145H47V148H49L48 147V143L46 142V140L48 139V137L47 138H45L46 140H44V141H41L40 143H37V141L39 140L38 139V136L37 135H33V134H31ZM55 135V134H54ZM111 135V134H110ZM188 135V134H187ZM23 136H25V135H23ZM29 136H30V134H29ZM41 136V135H40ZM89 136V135H88ZM109 136V135H108ZM111 136H114V135H111ZM111 136H110V138L109 139H111ZM129 136V135H128ZM127 136V137H128ZM204 136V135H203ZM206 136V135H205ZM41 137H43V136H41ZM79 137V136H78ZM115 137V136H114ZM207 137V136H206ZM64 138V137H63ZM63 138H61V137H58L57 138V140L55 141L56 142V145H55V151H57L58 152V154H60V158L59 157H57V156H54L53 155V150L54 149H52V156H54V157H56V158H52V157H48V158H46L45 159V161H43V164H40V165H42V170L43 171H41V172H46L48 169H50V167H56V166H58V165H62L63 163H68V162H71V164H72V171H70L71 172V174H70V176L68 177V179H67V181H65V182H68L67 184H68V186H69V188H70V191L69 192H65V193H58V194H52L53 196L51 197H44V204H45V206L49 209V211H50V214H51V218L53 219V221H54V223H55V225L63 232V233H65L66 232V230H67V228L70 226H68V224H70V222H72V219H71V217H72V212H74V211H72L73 210V208H74V204H73V199H74V197H73V190H75V188H78V187H80L82 184H84L85 182L86 183H88L87 182V179H89V177H90V175L91 176H93V174L94 173H92V168H94L93 166H91L90 164H89V166H88V162H85V159L87 160L89 157L87 156V153L86 154H84V153H81V154H76V155H74V156H68V153H67V150L65 149V147H64V145H63V143H64V139ZM88 138V137H87ZM90 138H92V137H89V139ZM118 138V137H117ZM132 138H133V136H132ZM25 139V138H24ZM44 139V138H43ZM129 139H131V138H129ZM143 139V138H142ZM141 139V141H143ZM159 139V138H158ZM178 140H179V138H177ZM187 139V138H186ZM25 140V141H26ZM49 140V139H48ZM47 140V141H48ZM90 140H92V139H90ZM90 140H88L89 142H91ZM112 140H114L113 142H111V143H115V142H117V141H115V139H112ZM40 141V140H39ZM38 141V142H39ZM50 141V140H49ZM87 141V140H86ZM93 141V140H92ZM108 141V140H107ZM170 141V140H169ZM193 141H195L194 139H193ZM72 142V141H71ZM119 142H120V140H119ZM127 142H129L128 140H127ZM126 142V143H127ZM144 142V141H143ZM155 142V141H154ZM170 142H172V141H170ZM198 142V141H197ZM70 143V142H69ZM83 143V142H82ZM131 143V142H130ZM136 143V142H135ZM135 143H133V144H135ZM88 144H90V143H88ZM87 144V145H88ZM92 144V143H91ZM160 144V143H159ZM192 144V143H191ZM27 145V144H26ZM27 145V146H28ZM84 145H86V144H84ZM180 145V144H179ZM193 145V144H192ZM115 146H117L116 144H115ZM157 146V145H156ZM181 146V145H180ZM179 146V147H180ZM87 147V146H86ZM184 147H185V145H184ZM54 148V147H53ZM67 148V147H66ZM70 148V147H69ZM88 148V147H87ZM115 148V147H114ZM157 148V147H156ZM174 148V147H173ZM26 149V148H25ZM29 149V148H28ZM45 149V148H44ZM107 149V148H106ZM112 149V148H111ZM122 150L124 149V148H121ZM174 149H176V148H174ZM178 149H180V148H178ZM30 150V149H29ZM88 150V149H87ZM103 150V149H102ZM101 150V151H102ZM147 150V149H146ZM183 150V149H182ZM31 151H33V150H31ZM36 151V152H35ZM72 151V150H71ZM114 151V150H113ZM124 151V150H123ZM45 152H47V151H45ZM56 152V153H57ZM75 152V151H74ZM77 152V151H76ZM106 152V151H105ZM115 152V151H114ZM114 152H112V153H114ZM129 152V151H128ZM144 154H146V151L144 152V151H142ZM172 152V151H171ZM175 152H177V151H175ZM181 152V151H180ZM33 152H31V154H32ZM33 153V154H34ZM50 153V152H49ZM72 153V152H71ZM78 153V152H77ZM106 153H108V152H106ZM112 153L111 152H109V154H108V156H107V154H106V156L105 157H108V158H110L111 156H112ZM117 153V152H116ZM132 153V152H131ZM141 153V152H140ZM32 154V155H33ZM34 154V155H35ZM38 154V153H37ZM40 154V153H39ZM175 154V153H174ZM114 155H115V153H114ZM118 154H116L115 156H117ZM140 156L139 157H142V156H145V155H142V154H139ZM114 156V157H115ZM130 156V155H129ZM91 157V156H90ZM113 157V158H114ZM118 157V156H117ZM116 157V158H117ZM137 158V159H140V158ZM154 157V156H153ZM193 157V156H192ZM32 158V157H31ZM57 158H59V159H57ZM85 158V159H84ZM159 158V157H158ZM163 158V157H162ZM195 158V157H194ZM37 159V158H36ZM39 159H40V157H39ZM90 159V158H89ZM88 159V160H89ZM149 160H148V163H149V161L151 160V157L150 158H148ZM156 159H157V157H156ZM110 160H111V158H110ZM115 160V159H114ZM105 161V160H104ZM117 161V160H116ZM134 161V160H133ZM111 162V161H110ZM145 162V161H144ZM153 162H155V159H154V161ZM176 162V161H175ZM206 162V161H205ZM107 163V162H106ZM113 163H116L115 161H113ZM113 163H111V164H113ZM118 163V162H117ZM147 163V164H148ZM70 164V163H69ZM68 164V165H69ZM144 164V163H143ZM143 164H142V167H143ZM146 164V165H147ZM63 165H65V164H63ZM117 165V164H116ZM115 165V166H116ZM118 166V165H117ZM120 166V165H119ZM64 167V166H63ZM89 167H91V168H89ZM104 167V166H103ZM114 167V166H113ZM139 167V166H138ZM67 168V167H66ZM99 167H97L96 169H98ZM101 168V167H100ZM115 168V167H114ZM140 168V167H139ZM139 168H138V170H139ZM180 168H182V167H180ZM56 169V168H55ZM60 169V168H59ZM64 169V168H63ZM115 169H117V168H115ZM141 169V168H140ZM68 170V169H67ZM94 170V169H93ZM142 170V169H141ZM174 170V169H173ZM180 170V169H179ZM219 170V169H218ZM49 171V170H48ZM100 171V170H99ZM112 171H113V169H112ZM172 171V170H171ZM170 171V172H171ZM124 173V172H123ZM165 172H163V174H164ZM201 173H203V172H201ZM69 175V174H68ZM99 175V174H98ZM136 175V174H135ZM161 175V174H160ZM180 175L181 174H178V176L180 177ZM148 176V175H147ZM165 176H166V174H165ZM167 176H169V174H167ZM228 176V175H227ZM164 177V176H163ZM171 177V176H170ZM173 177H174V175H173ZM177 177V176H176ZM176 177H175V179H176ZM64 178V177H63ZM162 179H164V178H162ZM202 179V178H201ZM223 179V178H222ZM225 179H226V177H225ZM125 180V179H124ZM159 180V179H158ZM174 180V179H173ZM240 180V179H239ZM88 181H90V180H88ZM94 181V180H93ZM98 181V180H97ZM123 181V180H122ZM149 181V180H148ZM147 181V182H148ZM155 181V180H154ZM156 181H157V179H156ZM177 180H175V182H176ZM218 181V180H217ZM220 182H222L221 180H219ZM61 182V181H60ZM64 182V181H63ZM105 182V181H104ZM144 182V181H143ZM151 182V181H150ZM173 182V181H172ZM202 182V181H201ZM234 182V181H233ZM91 183H92V181H91ZM149 183V182H148ZM217 183V182H216ZM223 183V182H222ZM123 184H125V182L123 183ZM151 185H152V183H150ZM225 184V183H224ZM91 185V184H90ZM147 185V184H146ZM146 185L144 186V187H146ZM149 185V184H148ZM151 185L149 186V189H148V191H145V189H142V187H141V189L139 188H135V189H133V191L134 192H136V191H138L137 193H136V195H135V197L133 196V195H131L130 197H129V195H130V192H131V194H132V188L130 189V192L129 193H127V194H129L127 197H125V193H121V194H119L120 193V191L121 190H119V192H118V196H121V195H123L122 197H125V198H130L131 200L130 201H135V202H139V200H141V199H143L142 197L143 196H147V198L149 199V200H151L152 199V188H151ZM154 185H156V184H154ZM173 185H176V188H177V184H174L173 183ZM172 185V186H173ZM210 185V184H209ZM216 185V184H215ZM219 185H221V183L220 184H218V186ZM238 185V184H237ZM92 186V185H91ZM157 187L159 186V184H157L156 185ZM163 186H165V185H163ZM172 186L171 187H169V188H172ZM217 186V185H216ZM140 187V186H139ZM166 187V186H165ZM164 187V188H165ZM82 189H83V186L81 187ZM122 188V187H121ZM120 188V189H121ZM174 188V187H173ZM175 188V189H176ZM213 188H215L214 186H213ZM218 188V187H217ZM217 188H215V189H217ZM220 188V187H219ZM223 188V187H222ZM138 189V190H137ZM156 189V188H155ZM161 189H163V187L161 188ZM168 189V188H167ZM215 189H212L214 192L216 191ZM79 190H81L80 188H79ZM87 190V189H86ZM118 190V189H117ZM153 190H154V188H153ZM171 190V189H170ZM179 190V189H178ZM224 190V189H223ZM242 190V189H241ZM122 191H123V189H122ZM124 191H125V189H124ZM123 191V192H124ZM172 191V190H171ZM226 191V190H225ZM77 192V191H76ZM82 192H83V190H82ZM125 192H127V188H126V191ZM219 192V191H218ZM217 192V193H218ZM208 193V192H207ZM216 193V192H215ZM222 193V192H221ZM78 194H79V192H78ZM135 194V193H134ZM155 194H156V192H155ZM226 194V193H225ZM225 194H222V195H225ZM42 195V194H41ZM75 195V194H74ZM231 195H233V193L231 194ZM230 195V196H231ZM213 196H215V195H213ZM219 196V195H218ZM230 196L228 197V199L230 198ZM233 196H235V195H233ZM233 196H232V198H233ZM79 197V196H78ZM106 197V196H105ZM155 197V196H154ZM169 197V196H168ZM212 197V196H211ZM221 197V196H220ZM84 198V197H83ZM93 198H94V196H93ZM98 198V197H97ZM145 198V197H144ZM214 198H216V197H214ZM218 198V197H217ZM223 198V196L221 197V199ZM235 198V197H234ZM233 198V199H234ZM78 199H80V197L78 198ZM77 199V200H78ZM102 199V198H101ZM103 199H104V197H103ZM111 199V198H110ZM227 199V200H228ZM231 199V198H230ZM236 199H238L237 197H236ZM82 200V199H81ZM112 200V199H111ZM129 200V199H128ZM210 200H212V199H210ZM216 200V199H215ZM215 200H214V202H213V200H212V202L213 203H215ZM219 200V199H218ZM222 200H225L224 198L222 199ZM222 200L220 201V205L223 203L222 202ZM226 200V202H228ZM96 201V200H95ZM113 201V200H112ZM129 201V202H130ZM143 201H146V200H143ZM230 201V200H229ZM232 201H234V203L237 205V202H235V200H232ZM78 202V201H77ZM103 202V201H102ZM124 202H126V200L124 201ZM123 202V203H124ZM225 202V204H228V203H226ZM132 202H130V204H131ZM217 203H219V201L218 202H216V204L215 205H217ZM230 203V202H229ZM243 203V202H242ZM263 203V202H262ZM110 204V203H109ZM113 204H115V205H113V207L115 206L116 207V205H118L117 203H114L113 202ZM125 204V203H124ZM123 204V205H124ZM129 204V205H130ZM135 204V203H134ZM137 204V203H136ZM140 204V203H139ZM142 204V203H141ZM140 204V205H141ZM210 204V203H209ZM224 204V203H223ZM224 204V205H225ZM79 205H80V203H79ZM85 205V204H84ZM83 205V206H84ZM214 205V206H215ZM240 205V204H239ZM111 206V205H110ZM132 206H134V205H132ZM211 206H213L212 205V203H211ZM230 206H233V205H230ZM230 206H226L228 209H230ZM238 206V205H237ZM237 206H235L234 208L236 209L237 208ZM258 206V205H257ZM127 207H128V205H127ZM135 207V206H134ZM133 207V208H134ZM208 207V206H207ZM258 207H261V206H258ZM78 208V207H77ZM109 208V207H108ZM107 208V209H108ZM129 208V207H128ZM139 208H140V206H139ZM139 208H136L133 212H132V214L130 215V217H128V218H124L123 220L121 219V221H118V222H114V220L113 219H115V217L114 218H111V214L110 213H107V212H104V214L101 216L100 214V216L105 220V224L104 225H107V227H108V229L111 227H113L114 226V228L116 227V229H115V231H114V233L113 234H110V237L109 236H107V237H109V240L110 239H112L113 240V242H116L118 239H117V237H115L114 238V234L115 233H119V235H121L122 237H119L121 240H123L124 238L126 239V240H128L129 239V237H131V236H133V238L131 237V239H137V241L136 242H138V237L139 236H137V234L139 235V233L138 232H140V229H143V228H140L139 230L135 227L136 225V223L137 224H142L143 223V219H144V213H143V211H141V209H139ZM144 208V207H143ZM142 208V209H143ZM209 208V207H208ZM215 208H216V206H215ZM220 208H221V206H220ZM225 208V207H224ZM223 208V209H224ZM226 208V209H227ZM233 208V209H234ZM257 208V207H256ZM262 208V207H261ZM76 209V208H75ZM79 209H84V208H79ZM106 209V208H105ZM106 209V210H107ZM147 209V208H146ZM212 208L210 207V210H211ZM218 209V208H217ZM217 209H212V210H215V211H219V209L217 210ZM225 209V211L227 212L228 211V209L226 210ZM260 209V208H259ZM77 210V209H76ZM132 210V209H131ZM143 210H145V209H143ZM208 210V209H207ZM221 210V209H220ZM78 211V210H77ZM99 211H101V210H99ZM99 211H98V213H99ZM108 211H109V209H108ZM115 211V210H114ZM114 211H112V213L114 212ZM146 211V210H145ZM223 211V210H222ZM225 211H223V212H225ZM231 213H233L235 210H233V212L231 211V210H229ZM236 211H237V209H236ZM239 211V210H238ZM261 211V210H260ZM260 211L258 210V214H260L261 215V213H262V211H261V213H260ZM90 212V211H89ZM89 212H86V213H84V211H83V213L84 214H88ZM102 212V211H101ZM111 212V211H110ZM119 212V211H118ZM219 212H221V211H219ZM230 212H229V214H230ZM251 212V211H250ZM76 213V212H75ZM78 213V212H77ZM93 213V212H92ZM95 213V212H94ZM93 213V214H94ZM106 213V214H105ZM120 213V212H119ZM235 213V212H234ZM240 213V212H239ZM114 214H116L117 215V213L115 212ZM130 214V213H129ZM150 214H151V212H150ZM211 214H212V211H211ZM220 214V213H219ZM221 214H223V213H221ZM235 214H237L238 215V213L236 212ZM75 215H79V214H75ZM90 215H91V213H90ZM98 215V216H99ZM124 215V214H123ZM218 215V214H217ZM225 215H227L228 216V213L226 214L225 213ZM231 215V214H230ZM233 216H235L234 214H232ZM236 215V216H237ZM252 215V214H251ZM256 214H254V216H255ZM85 216V215H84ZM94 216H95V214H94ZM114 216V215H113ZM112 216V217H113ZM119 216V215H118ZM210 216H214V214L213 215H210ZM221 216V215H220ZM227 216H226V218H227ZM233 216H232V218H230V217H228V218H230V219H234L235 220V218H233ZM235 216V217H236ZM240 216V215H239ZM253 216V215H252ZM253 216V217H254ZM77 217V216H76ZM80 217V216H79ZM79 217H77L76 219H77V221H78V219H79ZM83 217V216H82ZM117 217V216H116ZM148 217V216H147ZM146 217V218H147ZM151 217V216H150ZM223 217V216H222ZM252 217V219L253 220H255V218H253ZM256 217H258L259 218V216H256ZM263 218H264V216H262ZM86 218H88L87 216H86ZM93 218V217H92ZM145 218V219H146ZM219 218V215H218V217H217V219ZM221 218V217H220ZM224 218V217H223ZM237 218V217H236ZM48 219V218H47ZM90 219V218H89ZM145 219H144V221H145ZM149 219V218H148ZM210 219H211V217H210ZM229 219V220H230ZM49 220V219H48ZM99 220H101V219H99ZM115 220H117V219H115ZM257 220V219H256ZM102 221V220H101ZM147 221V220H146ZM231 221V220H230ZM249 221H251V219L249 220ZM258 221V220H257ZM80 222H82V223H85L84 221H80ZM150 222H152L151 220H150ZM222 222H223V220H222ZM254 222V221H253ZM256 222V221H255ZM254 222V225L253 224H251L252 226H256V228H257V225H258V223L256 222L255 223ZM259 222V221H258ZM104 223V222H103ZM219 223V222H218ZM227 223H228V221H227ZM94 224V223H93ZM144 224V223H143ZM148 227H151V224L150 225H148L147 223H145ZM143 225V226H145V228L147 227L146 225ZM236 224V223H235ZM261 224V223H260ZM263 225H264V223H262ZM74 225V224H73ZM72 224H71V227L73 226ZM82 225V224H81ZM80 225V226H81ZM95 225V224H94ZM97 225V224H96ZM135 225V226H134ZM218 225V224H217ZM224 225H225V222H224ZM223 225V226H224ZM233 225V224H232ZM249 226H250V224H248ZM27 226V225H26ZM79 226V227H80ZM86 226V225H85ZM98 226V225H97ZM140 226V225H139ZM225 226H228V224L227 225H225ZM224 226V227H225ZM251 226V227H252ZM73 227H77V225L76 226H73ZM84 227V226H83ZM99 227H100V224H99ZM140 227H142V226H140ZM235 227V226H234ZM251 227L250 228H248V231H249V229H251ZM70 228V227H69ZM81 228V227H80ZM93 228H96V226L95 227H93ZM100 228H102V227H100ZM226 228V227H225ZM225 228H224V230H225ZM228 228H229V226H228ZM227 228V229H228ZM233 228V227H232ZM255 228V227H254ZM254 228L252 227V229L254 230ZM256 228H255V230H256ZM261 228V227H260ZM263 228H264V226H263ZM263 228L262 229H260L261 231L263 230ZM31 229V228H30ZM30 229H28V230H30ZM86 229H88V228H86ZM91 229H92V226H91ZM91 229H89V230H91ZM107 229V230H108ZM113 229V228H112ZM136 229V230H135ZM219 229V228H218ZM223 229V228H222ZM235 229V228H234ZM234 229L232 230L231 228H230V230H232L233 232H234ZM250 230V231H253V230ZM32 230V229H31ZM59 230V231H60ZM88 230V231H89ZM94 230H96V229H94ZM104 230H105V228H104ZM111 230V229H110ZM135 230V231H134ZM138 230V231H137ZM230 230H228V231H230ZM254 230V231H255ZM87 231V232H88ZM96 231H99V230H96ZM95 231V232H96ZM102 231V230H101ZM112 231V230H111ZM216 231V230H215ZM214 231V232H215ZM219 231V230H218ZM220 231H222L221 229H220ZM231 231V232H232ZM92 232H93V230H92ZM100 232V231H99ZM105 232V231H104ZM104 232H102L103 234H104ZM135 232L137 233V234H135ZM256 232V234H258V235H260V237H258V238H261L262 236H261V234L260 233H262V235H263V232H260L259 233V231L257 232V231H255ZM71 233V232H70ZM81 233H83V232H81ZM194 233V232H193ZM212 233V232H211ZM218 233V232H217ZM223 233V232H222ZM246 233H250V235H253L252 236V238L255 240V241H257V242H255L256 243V245H257V243H258V240H256V235H254V234H252V232H246ZM245 233V234H246ZM37 233H35V235H36ZM90 234H92V233H90ZM90 234H88L87 233V235L89 236L88 238H86L85 237V239H87V241H86V243H85V245H84V249H83V252L82 253H86L90 248L92 249L93 247H96L95 246V239L94 238H92L91 236H90ZM96 234V233H95ZM100 234V233H99ZM98 234V235H99ZM220 234V233H219ZM229 234V233H228ZM33 235V234H32ZM71 234H69V236H70ZM86 235V236H87ZM101 236H103L102 234H100ZM99 235V236H100ZM130 235V236H129ZM141 235V234H140ZM143 235V234H142ZM217 235V234H216ZM30 236H31V234H30ZM81 236V235H80ZM129 236V237H128ZM145 236V235H144ZM246 236V235H245ZM46 236H44V237H42V235L41 236H39V233H38V235H36V236H34V237H30V241H29V243L26 245V246H24V250H25V252H24V250L23 251H21V250H19L18 249V247H17V249L20 251V253H22V260L18 263V264H42V263H46L48 260H47V255L49 254V253H51L54 249H55V247L57 248V247H60V246H58V243H59V240H58V238L56 239V238H50V239H46L45 238ZM60 237H63V236H60ZM60 237H59V239H60ZM79 237V236H78ZM78 237H76V241H79L77 238ZM96 237H97V235H96ZM124 237V238H123ZM210 237H211V234H210ZM212 237H214V236H212ZM218 237V236H217ZM216 236L213 238V240L214 239H216L217 238ZM233 237V236H232ZM247 237L248 236H246V239H247ZM66 238H67V236H66ZM98 238H101V237H98ZM103 238V237H102ZM128 238V239H127ZM249 238V237H248ZM257 238V239H258ZM62 239H64V237L62 238ZM84 239V240H85ZM119 239V240H120ZM233 239V238H232ZM250 239V238H249ZM61 240V239H60ZM80 240H81V238H80ZM83 240V241H84ZM106 240H107V238H106ZM108 240V241H109ZM118 240V241H119ZM120 240V241H121ZM130 240V239H129ZM129 240H128V242H129ZM140 240H142V239H140ZM248 240V239H247ZM246 240V241H247ZM263 240V239H262ZM133 242H134V240H132ZM131 241V242H132ZM210 241H212V238H211V240ZM217 241V240H216ZM218 241H219V238H218ZM229 241V240H228ZM63 242V244H64V241H62ZM104 242V241H103ZM110 242V241H109ZM136 242H134L135 244H136ZM142 242V241H141ZM248 242V241H247ZM250 242L252 243L253 241H251L250 240ZM78 244H79V242H77ZM101 243V242H100ZM107 243V242H106ZM121 244L123 243V242H120ZM133 243V244H134ZM140 243V242H139ZM138 243V244H139ZM154 243V242H153ZM211 243V242H210ZM229 243V242H228ZM246 243V242H245ZM254 243V242H253ZM72 244V243H71ZM76 244V243H75ZM109 244V243H108ZM119 243H116V246L118 245ZM120 244V245H121ZM133 244L132 243H130V245H131V247L133 246ZM212 245H213V241H212V243H211ZM210 244V245H211ZM217 244V243H216ZM248 244V243H247ZM247 244L246 245H244V247L246 246L247 247ZM259 244H261V243H259ZM65 245V244H64ZM67 245V244H66ZM111 245H114V244H111ZM125 245H126V243H125ZM207 245V244H206ZM215 245V244H214ZM252 245V244H251ZM251 245H249L248 244V247L249 246H251ZM16 246V245H15ZM77 246V245H76ZM80 246V245H79ZM122 246L123 247H125L124 246V244L123 245H121V247L119 246L117 249H119V248H121L122 249ZM208 246V245H207ZM102 247V246H101ZM232 247V246H231ZM62 248V247H61ZM115 248V247H114ZM126 248H128V246L126 247ZM15 249H16V247H15ZM99 249V248H98ZM105 249H107V247L105 248ZM111 249H112V247H111ZM116 248H115V251L113 250V252L114 253H116L115 254V256H117L116 258H118V255H120V254H122V252L125 250V249H123V251H119L118 252V250H117ZM130 248H128V250H129ZM214 249V248H213ZM226 249V248H225ZM245 249V248H244ZM248 250H247V252H246V258H244L243 259V261H245V259H246V261H245V264L247 263V264H262L261 262V259L263 258L262 256H261V259L257 256V253L256 252H254V250L252 249L251 250V248H247ZM250 249V250H249ZM63 250V249H62ZM96 250V249H95ZM120 250V249H119ZM127 250V249H126ZM133 250V249H132ZM178 250V249H177ZM206 250V249H205ZM215 250V249H214ZM61 251V250H60ZM76 251H78V248H77V250ZM90 251V250H89ZM105 251H108L109 253H110V250L109 249H107V250H105ZM118 252V255H117V252ZM130 251H131V249H130ZM130 251H128V252H130ZM141 251V250H140ZM209 251H211V249L209 250ZM229 251V250H228ZM107 252V253H108ZM111 252H112V250H111ZM126 252V251H125ZM190 252V251H189ZM17 253H18V251H17ZM97 253V252H96ZM113 253V254H114ZM120 253V254H119ZM227 253V252H226ZM225 253V254H226ZM243 253H244V251H243ZM72 254V253H71ZM74 254V253H73ZM129 254V253H128ZM182 254V253H181ZM52 255V253L50 254V256ZM91 255V254H90ZM89 255V256H90ZM92 255H93V253H92ZM96 255V254H95ZM102 255H104V254H102ZM101 255V256H102ZM109 255V254H108ZM209 255V254H208ZM230 255V254H229ZM20 256V257H21ZM49 256V257H50ZM72 256V255H71ZM97 256V255H96ZM101 256H100V258H101ZM105 256V255H104ZM110 256V255H109ZM123 256V255H122ZM132 256V254L131 255H129V257H127L126 256V260H128V258H130ZM222 256H224L223 254H222ZM67 257V256H66ZM82 257H83V255H80V256H77L76 258H75V261H74V263L75 264H86L87 263V260L86 259H83L82 260ZM103 257V256H102ZM108 257V256H107ZM125 257V256H124ZM196 257V256H195ZM15 258V257H14ZM52 258V257H51ZM71 258V257H70ZM95 258V257H94ZM93 258V259H94ZM133 258H134V256H133ZM132 257H131V259L132 260H136L137 258H134L133 259ZM216 258V257H215ZM218 258V257H217ZM222 258V257H221ZM225 258H226V256H225ZM91 259V258H90ZM90 259H89V261H90ZM111 259H113V258H111ZM119 259V258H118ZM118 259H117V261H118ZM125 259V258H124ZM140 259V258H139ZM142 259V258H141ZM219 259V258H218ZM85 260V261H84ZM104 260V259H103ZM113 260H115V259H113ZM112 260V261H113ZM120 260H122V257L120 256V259H119V261ZM202 260H203V258H202ZM201 260V261H202ZM208 260V259H207ZM105 261V260H104ZM112 261L109 263V264H111L112 263ZM72 262V261H71ZM96 262V261H95ZM115 262H116V260H115ZM114 262V263H115ZM128 262H130V260L128 261ZM128 262H126L125 261V263L126 264H128ZM205 262V261H204ZM216 262V261H215ZM214 262V263H215ZM229 262V261H228ZM48 263V262H47ZM70 263V262H69ZM93 263V262H92ZM123 263V262H122ZM135 263V262H134ZM190 263H192V262H190ZM189 263V264H190ZM194 263V262H193ZM199 263V262H198ZM203 263V262H202ZM263 263H264V260H263ZM51 264V263H50ZM55 264V263H54ZM95 264V263H94ZM96 264H98V263H96ZM106 264V263H105ZM115 264H117V263H115ZM131 264V263H130ZM184 264H185V262H184ZM211 264V263H210ZM219 264V263H218Z\"/></svg>","mask_w":264,"mask_h":264}]
</instances>
